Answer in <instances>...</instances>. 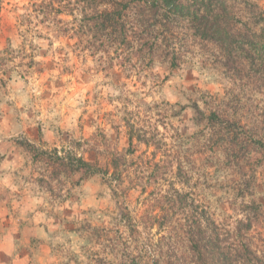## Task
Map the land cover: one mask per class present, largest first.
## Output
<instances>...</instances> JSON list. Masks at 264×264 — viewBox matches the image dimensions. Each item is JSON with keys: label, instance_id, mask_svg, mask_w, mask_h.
Instances as JSON below:
<instances>
[{"label": "clouds", "instance_id": "obj_1", "mask_svg": "<svg viewBox=\"0 0 264 264\" xmlns=\"http://www.w3.org/2000/svg\"><path fill=\"white\" fill-rule=\"evenodd\" d=\"M0 264H264V0H0Z\"/></svg>", "mask_w": 264, "mask_h": 264}]
</instances>
